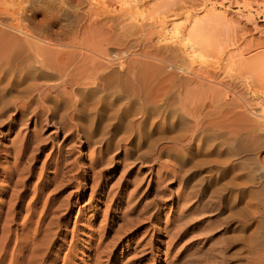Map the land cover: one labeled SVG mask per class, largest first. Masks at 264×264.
I'll return each instance as SVG.
<instances>
[{"label": "rangeland", "instance_id": "obj_1", "mask_svg": "<svg viewBox=\"0 0 264 264\" xmlns=\"http://www.w3.org/2000/svg\"><path fill=\"white\" fill-rule=\"evenodd\" d=\"M201 1L141 0L139 9L125 15L126 5L111 0L103 19L85 31L88 21L81 15L86 3L80 8L71 0H24L19 17L22 25L35 31L32 41L46 45L51 40L55 48L73 51L74 62L84 55L87 64L97 55L101 63L112 61L99 68L98 81L81 78L86 62L79 65V59L77 68L48 69L43 76L53 84L71 69L72 77L82 81L74 86L76 91L53 92L51 100L43 102L46 109L35 108L32 102L24 114L12 104L0 115V230L5 227L8 237L3 264L13 260L12 264H264V64L255 62L257 57L264 59V35L250 28L252 23L264 24V0H205L204 7ZM163 11L180 14L172 21L169 17L159 21ZM146 23L156 27L146 29ZM190 24L194 25L190 28ZM137 25L145 26L144 32L135 31ZM187 28L193 30L188 49L182 50L177 67L169 70L180 79L189 78L188 62L194 68L214 63L209 50L226 45L233 35L229 52L240 54L242 46L241 57L250 66L243 69L241 63L242 70L238 54L227 63L228 57H219L217 71L211 72L215 83H221L216 84L221 91L218 97L228 96L215 108L209 106L208 96L217 88L209 90L193 79L181 87L177 81L170 90L166 123L143 130L141 116L129 122L132 116L124 110L128 106L147 110L139 97L150 90L135 84L126 66L143 63L155 50L160 31L169 34L172 49L184 40ZM24 55L17 61L20 68L38 66L40 58ZM116 70L120 77H115ZM25 81L12 82L7 94L25 98L29 88L23 91V85L30 87V76ZM81 99L88 106L84 112L79 111ZM113 108H118L117 115ZM164 144L169 149L163 157L159 149ZM92 158L100 159L91 166ZM187 170L189 178L196 175V179L176 177V172ZM203 191L220 197L202 200ZM170 241L174 243L167 248Z\"/></svg>", "mask_w": 264, "mask_h": 264}, {"label": "bare ground", "instance_id": "obj_2", "mask_svg": "<svg viewBox=\"0 0 264 264\" xmlns=\"http://www.w3.org/2000/svg\"><path fill=\"white\" fill-rule=\"evenodd\" d=\"M71 1H74V2H77V4L79 5V7L80 8H82L85 4L84 3H86V5L88 6L87 8H86V10H84L83 12H84V15H81L82 16V19L81 20H83V21H88L86 24H84L87 28H86V30L85 31H87V29L90 27V25H91V27H92V25H95L96 24V22H97V20H99L100 19V17H102V19H103V13L105 12V10H106V5L108 4H111V0H71ZM110 1V2H109ZM118 2L119 3V5H121V6H123V5H126V7H125V11H124V13H125V15H129V14H131V13H133V10H137V9H139L140 7V1L141 0H112V2ZM187 1V0H186ZM194 1V0H193ZM230 1V0H229ZM23 2H24V0H0V93H1V95H0V115H3L4 113H5V111H6V109L8 108V106H10V105H12V104H14V106H16L15 108H19L22 112L21 113H24V112H26L27 111V109H29V106H30V104L33 102V104L35 105V108H40V109H43V108H45V107H43L44 106V104H43V102H45V101H48L49 99H50V95L53 93V92H55V91H57V90H61V91H63V92H65V91H72L73 89H74V86H76V84H79V83H81V78L83 79V80H87V82H88V80L89 79H94V80H96V74H97V71H99V68L101 67V66H103V63L105 62H108V61H110V59L108 60V59H106V61H102V63H101V61L98 59L99 58V56L97 55V58H93V59H91V60H88L89 61V63L87 64V57L84 55V56H81V58L79 57V58H77V59H79L80 60V62H78V64L79 65H82V64H80L82 61L83 62H86L85 64H83V66H81L83 69H85V71H83L81 68V72H80V74L83 76H81V78L80 79H78V77L76 78L75 77V75H74V77H72V72H70V71H68V72H64V71H62V72H64V74L63 75H61L62 77L60 78V80H58V82L60 81V83L59 84H53V83H56V82H53L52 80L51 81H49L47 78H49V77H44L43 75H44V73L45 72H47L48 71V69H55V68H58V67H60V66H62V67H65V71L66 70H69V68L71 67V66H74L75 65V62H76V60H75V62H74V59H75V57H73L74 55H75V53H73V51L72 52H69V51H63L64 50V48H63V50L62 49H57V48H55L54 47V43H52L51 42V40L49 41H47V43H46V45H42V44H39L38 42H34V41H32L31 39H33V37H34V35H35V31H33L32 29H30V28H28V27H26V26H24V25H22V22H21V18L19 17L20 15H21V5L23 4ZM143 2H145V0H143ZM183 2V1H182ZM202 2V1H201ZM203 2H205V0L203 1ZM202 2V6H203V4L205 5V3H203ZM236 2V1H235ZM189 3V2H188ZM197 3H199V2H197ZM164 4V3H163ZM162 3H161V5H163ZM193 4V3H192ZM201 4V3H200ZM199 4V5H200ZM78 5L76 6V7H78ZM129 6V7H128ZM149 7V6H148ZM179 7V6H178ZM191 7V6H190ZM204 7V6H203ZM84 8V7H83ZM123 8V7H122ZM77 9V8H76ZM80 10V9H79ZM83 10V9H82ZM132 10V11H131ZM168 10V9H167ZM181 10V9H180ZM78 11V10H77ZM81 11V10H80ZM134 11V12H135ZM161 11V10H160ZM175 11V10H174ZM51 12V11H50ZM49 12V13H50ZM165 12H166V14H165ZM53 13V12H52ZM51 13V14H52ZM119 13H120V10H119ZM212 13V12H211ZM180 14V13H179ZM179 14L178 13H172V14H170V15H168L167 14V11H163V12H160L159 13V15H158V19H160L159 21H165L166 20V18H168L169 17V21H172L174 18H177V16H179ZM213 14V13H212ZM211 14V15H212ZM56 15V14H55ZM58 15V14H57ZM124 15V16H125ZM177 15V16H176ZM209 15V14H208ZM231 15V14H230ZM52 16V15H51ZM78 16V15H77ZM176 16V17H175ZM221 16V15H220ZM53 18H54V16H52ZM231 17V16H230ZM229 17V18H230ZM51 18V17H50ZM204 18V17H203ZM203 18H201V19H203ZM205 18H206V16H205ZM204 18V19H205ZM213 18V17H212ZM23 19V18H22ZM118 19V18H117ZM24 20V19H23ZM55 19H53V21H54ZM198 20V19H197ZM230 20V19H229ZM246 20V19H245ZM52 21V20H51ZM104 21V20H103ZM103 21H101V22H103ZM117 21V20H116ZM196 21V20H195ZM199 21V20H198ZM211 21V20H210ZM79 22V21H78ZM166 22V21H165ZM200 22V21H199ZM152 23V22H151ZM155 23V22H154ZM161 23V22H160ZM247 23V22H246ZM79 24V23H78ZM135 24H138V23H135ZM134 24V27L136 26ZM143 24V23H142ZM147 24V23H146ZM157 24H158V22H157ZM156 24V25H157ZM195 24V23H194ZM194 24H190L191 26H190V28L194 25ZM248 24V23H247ZM38 25V24H37ZM161 25H163V24H161ZM169 25V24H168ZM173 25V24H172ZM35 26V25H34ZM33 26V27H34ZM40 26V25H39ZM85 26H84V28H85ZM153 26H154V24H153ZM153 26H148V24H147V27L148 28H146V29H151ZM235 26V25H234ZM251 26L252 27H250V28H252V29H260V30H262V32H260L261 34H263L264 35V24L262 23V24H256V23H252L251 24ZM144 27L145 26H138L137 25V30H135V31H139V33H140V31L141 32H144V31H142L143 29H144ZM154 27H156V26H154ZM36 28H38V26L36 27ZM35 28V29H36ZM41 28H42V26H41ZM190 28H187V29H185V38H184V40H182L180 43H178V44H176L172 49L171 48H169V43H170V39H171V37L169 36V34L166 32V30H163V29H161V30H163V31H160L159 32V34H158V37H157V39H156V41L153 43V46L155 47V50H152L151 52H149V54H147V51L145 52L146 54H147V56H146V58L144 59V61H143V63L141 62H136L134 65H133V63H132V61L130 62L133 66H131V67H129V66H126V71L129 73V75H131L130 77H132V81L133 82H135V84H137V85H139L140 86V88L143 90V91H147V92H149V90H150V94L148 95V93L146 94V95H144L142 98H141V96L139 97V100H140V102H141V104H142V106L144 107V109H145V107L147 108V110L145 109V110H139V111H137V110H133V109H130V107L128 106V108H125L126 109V111L124 110V112L127 114H129L130 116H132V117H129V118H131V119H129V122H132L133 121V117H135L137 114H139L140 116H141V121H140V123H139V125L141 124V125H143V124H145V126L143 127V128H141V129H143V130H146L145 128H147V129H149V130H151L153 127H155V126H160V124L161 125H164L165 123H166V117H167V113H168V108L171 106V103H170V98H169V96L171 95L170 94V90L172 89V88H174V87H176V82L177 81H179V83H178V85H180L181 87H184V85L186 86L187 84H189V83H191V82H193V80H195L194 81V83L196 82V83H198L199 85H205L206 86V88L208 87V88H210L209 90H211L212 88H214V89H216L217 88V90L216 91H214L213 90V92H211L212 94L211 95H209L208 97H209V99H208V103H209V106L211 107H213V105L214 104H216L217 102H221V101H223L224 99H226V97L228 96L227 94V96L225 97V95L224 94H222V95H224V99L222 100L220 97H218L219 95H220V93H221V91L220 90H218V87H220L219 85H217L216 86V84L217 83H219V84H221L220 82H218L217 81V83H215L216 81H215V79L217 80V78H215V76L212 74V72L211 71H215L216 69L215 68H218V59H219V57L220 56H222L223 58L224 57H228L227 59L225 58V61L226 60H229L230 61V59H231V55L233 54H231V52H229V50H228V48L227 47H230L229 45H231V44H233L234 43V41H233V39H234V35L232 36V37H230V41H229V43L227 42V44L226 45H223V44H221V46H220V44L218 45V44H216V49H214V50H212V49H210L209 50V52H210V56L211 57H213L214 58V60L216 61L217 60V62H215L214 61V63H211L210 64V62L208 61V64H206V65H203L202 63H200V65L198 64V67L197 68H194V66H192V63L191 62H188L189 64H191V65H189V66H187V61L185 62L186 63V67H187V72H188V74H187V77H189V78H187V79H180L178 76V74L177 73H175V74H177V76L176 75H174L171 71H169L170 69L172 70L174 67H177V66H175V64H177V63H180V61L178 60V62H176V60L179 58V55H182V50L183 49H188V46H189V44H190V38L193 36V34H192V31L193 30H191ZM39 29V28H38ZM78 29V28H77ZM80 29H82L83 30V27L82 28H80ZM91 29H94L93 27L91 28ZM96 29V28H95ZM130 29V28H129ZM136 29V28H135ZM252 29H250V30H252ZM37 30V29H36ZM97 30V29H96ZM61 31H62V29H61ZM79 31V30H78ZM89 31V30H88ZM95 31V30H94ZM235 31V30H234ZM255 31V30H254ZM75 32V33H74ZM73 33L74 34H77L78 32L75 30ZM80 32H81V30H80ZM91 32V31H90ZM236 32V31H235ZM57 33V32H56ZM64 33V32H63ZM66 33V32H65ZM72 33V32H71ZM82 34L84 33V30H83V32H81ZM100 33V32H99ZM131 33V32H130ZM137 32H135V34H136ZM81 34V35H82ZM91 34V33H90ZM132 34H134V32L132 33ZM230 34V33H229ZM233 34V33H232ZM260 34V36H259V33H258V37L259 38H261V35ZM69 35V33L67 34V36ZM72 35V34H71ZM78 35V34H77ZM150 35H151V33H150ZM53 36V35H52ZM56 36V35H55ZM54 36V37H55ZM60 36V35H59ZM66 36V35H65ZM83 36V35H82ZM143 36V35H142ZM237 36V35H236ZM49 37V36H48ZM71 37V36H70ZM69 37V38H70ZM76 37V36H75ZM83 37H85V36H83ZM150 37H152V36H150ZM149 37V38H150ZM264 37V36H263ZM53 38V37H52ZM51 38V39H52ZM56 38V37H55ZM72 38V37H71ZM79 38V37H78ZM57 39V38H56ZM74 39V38H73ZM220 39V38H219ZM218 39V40H219ZM257 39V38H256ZM264 39V38H263ZM47 40V39H46ZM81 41L83 40L82 38L80 39ZM89 40V39H88ZM193 39H191V41H192ZM205 40V39H204ZM217 40V39H216ZM262 40V39H261ZM260 40V41H261ZM59 41V40H58ZM64 41V40H63ZM80 41V42H81ZM84 41H85V39H84ZM151 41V40H150ZM225 41V40H224ZM226 41H227V39H226ZM235 41H236V37H235ZM239 41V40H238ZM250 41V40H249ZM77 42V41H76ZM89 43H90V41H88ZM87 42V43H88ZM217 42V41H216ZM259 42V41H258ZM56 43V42H55ZM85 43V42H84ZM248 43H250V42H248ZM261 43H264V42H262L261 41ZM260 43V44H261ZM74 44V43H73ZM99 44V43H98ZM102 44V43H101ZM151 44V43H150ZM171 44V43H170ZM213 44V43H212ZM246 44H247V42H246ZM67 45V44H66ZM80 45H83V44H80ZM92 45V44H91ZM199 45V44H198ZM218 45V46H217ZM242 45H244V44H242ZM98 46V45H97ZM96 46V47H97ZM152 46V47H153ZM208 46V45H207ZM215 46V45H214ZM240 46V45H239ZM246 46V45H245ZM247 46H248V44H247ZM59 47H60V45H59ZM66 47H68V46H66ZM76 48H77V46H75ZM74 47V48H75ZM79 47V46H78ZM99 47H100V45H99ZM206 47V46H205ZM238 47V46H237ZM237 47H236V49H237ZM244 47V46H243ZM262 47V46H261ZM71 48V47H70ZM202 48V47H201ZM204 48V47H203ZM206 48H208L209 49V46L208 47H206ZM205 48V49H206ZM227 48V49H226ZM240 47H238V49H239ZM241 48H242V46H241ZM241 48L239 49L240 51H239V53L240 54H238V59L237 60H239L238 61V65H239V67H241V69L243 68V67H245V68H243V69H246L247 67H249L250 65L249 64H247L246 66H245V62L247 63V60H245V61H243V59L244 58H242L241 56H243V54H242V51H241ZM255 48V47H254ZM66 49V48H65ZM88 49H89V47H88ZM88 49H84L85 50V52L86 51H88ZM96 49V48H95ZM191 49V48H190ZM189 49V50H190ZM205 49H203L204 51H206ZM68 50H70V49H68ZM75 50V49H74ZM97 50H99V48L98 49H96L95 51H97ZM192 50V49H191ZM198 50H200L199 49V47H198ZM243 50V49H242ZM92 51V50H91ZM91 51H89V52H91ZM238 51V50H237ZM244 51V50H243ZM261 51V50H260ZM264 51V50H263ZM85 52H84V54H85ZM188 52V51H187ZM200 52H202V50H200ZM32 54V55H34V56H36L35 58H37V59H39L37 62H38V66L37 67H34V68H30V69H33V70H29V69H27L28 71H25V69L23 68V66L20 68V66H19V63L17 62L18 61V59H19V57H21L22 55H24V54ZM87 53V52H86ZM144 53V56L146 55ZM189 53H190V51H189ZM189 53H188V55H189ZM193 53H194V51H193ZM206 53V52H205ZM257 53V52H256ZM94 54H96V53H94ZM101 54V53H100ZM191 54V53H190ZM237 54H235V52H234V54H233V58L237 55ZM258 54V53H257ZM77 55V54H76ZM90 55V54H89ZM102 55V54H101ZM200 55V54H199ZM204 55V54H203ZM203 55H202V58L201 59H203ZM205 55H207V54H205ZM259 55V54H258ZM262 55H264V54H262ZM261 55V56H262ZM27 56V55H26ZM94 56V55H93ZM96 56V55H95ZM103 57H105L104 56V53H103V55H102ZM108 56V55H107ZM118 56V55H117ZM190 56V55H189ZM189 56H187L188 57V59L190 58ZM24 57H25V55H24ZM89 57V56H88ZM142 57V56H141ZM186 57V56H185ZM194 57H196V56H194ZM230 57V58H229ZM106 58H108V57H106ZM136 58V57H135ZM216 58V59H215ZM261 58V57H260ZM259 58V59H260ZM34 59V58H33ZM187 59V60H188ZM191 59H192V56H191ZM200 59V58H199ZM205 59V61L204 62H206L208 59L205 57L204 58ZM207 59V60H206ZM221 59V58H220ZM234 59H236V58H234ZM241 59V60H240ZM256 59V58H255ZM258 59V57H257V59L255 60V62L258 64V62H259V64L260 63H262V64H264L263 62V57H262V59H260L259 60ZM34 60H36V59H34ZM102 60V59H101ZM114 60V59H113ZM119 60V59H118ZM117 60V61H118ZM135 60V59H134ZM133 60V61H134ZM26 61V60H25ZM112 61V60H111ZM110 61V62H111ZM138 61H139V59H138ZM190 61H193V60H190ZM198 61V60H197ZM196 61V62H197ZM202 61V60H201ZM223 61V60H222ZM232 61V60H231ZM242 61V62H241ZM24 62V61H23ZM109 62V63H110ZM115 62V61H114ZM120 62V61H119ZM127 62H129V61H127ZM118 63V62H117ZM126 63V62H125ZM130 63H128V64H130ZM194 63V62H193ZM226 63H227V61H226ZM241 63H242V65H244L243 67L241 66ZM87 64V65H86ZM107 64V63H106ZM122 64V63H121ZM120 64V65H121ZM77 65V64H76ZM75 65V66H76ZM78 65V66H79ZM86 65V66H85ZM109 65V64H108ZM127 65V64H126ZM171 65V66H170ZM32 66V65H31ZM78 66H76L75 68H77ZM114 66V65H113ZM122 66V65H121ZM168 66H169V69H168ZM180 66H181V64H180ZM28 67V66H27ZM105 67V66H104ZM183 67V66H182ZM181 67V68H182ZM201 67H203V70L201 69ZM75 68L73 67V69L75 70ZM62 68H59V74L61 73V70ZM122 69V68H121ZM124 69V68H123ZM144 69V70H143ZM151 69V70H150ZM215 69V70H214ZM242 69V70H243ZM77 70H79V69H77ZM119 70V69H118ZM174 70H177V68H175ZM180 69H178L177 70V72L179 71ZM50 71V70H49ZM57 71H58V69H57ZM73 71V70H72ZM108 71H109V69H108ZM112 71V70H111ZM185 71V70H184ZM185 71V72H186ZM217 71V70H216ZM225 71V70H224ZM83 72H85L84 73V75L82 74ZM113 72V71H112ZM111 72V73H112ZM117 72V74L115 75V77L117 76H119L120 77V75H118V71L116 70L115 71V73ZM121 72V71H120ZM119 72V73H120ZM105 73V72H104ZM107 73V72H106ZM105 73V74H106ZM126 74V73H125ZM186 74V73H185ZM225 74V73H224ZM57 75V74H56ZM28 76H30V81L31 82H29V84H31L30 85V87H29V85H27L26 84V86H25V84L23 85L24 86V89H23V91L25 90V87H28L29 89H27L28 90V94L26 93V91H25V93L27 94V95H25L24 97L26 98V100H24L25 98H23L22 100H21V98H22V95H21V98H20V96L19 95H16V96H19V97H15L14 95L16 94H14V95H8L9 94V92H8V90H9V88H10V86H11V84H12V82H14V81H16L17 83H20V82H23V81H25L26 80V78H28ZM48 76V75H47ZM99 76V75H98ZM100 76H101V74H100ZM99 76V77H100ZM110 77H112L113 75H109ZM105 77L106 76H104V75H102L101 76V80L103 81V80H105ZM108 77V76H107ZM114 77V78H115ZM127 77H128V79H129V76L127 75ZM221 77V76H220ZM109 78V77H108ZM110 79V78H109ZM108 79V80H109ZM116 79V78H115ZM193 79V80H192ZM222 79V78H221ZM99 79H97L96 81H98ZM100 80V81H101ZM117 80V79H116ZM130 80V79H129ZM130 80V81H131ZM183 80V81H182ZM29 81V80H28ZM49 81V82H48ZM55 81H57V80H55ZM95 81V82H96ZM16 82H14L13 84L14 85H17L16 84ZM87 82H85V83H87ZM106 82V81H105ZM115 82V81H114ZM189 82V83H188ZM223 82V81H222ZM24 83V82H23ZM25 83H26V81H25ZM84 83V82H83ZM89 83H94L93 81H91V82H89ZM88 83V84H89ZM99 83V82H98ZM128 83V82H127ZM235 83V82H234ZM102 83L100 82V85H101ZM224 84H226V83H224ZM13 85V86H14ZM20 85V84H19ZM18 85V86H19ZM84 85H86V84H84ZM95 85H98V84H95L94 83V86ZM105 85H107V83L105 84ZM129 85V84H128ZM127 85V86H128ZM131 85V84H130ZM136 85V86H137ZM227 85V84H226ZM231 85V84H230ZM88 86V85H87ZM126 86V87H127ZM133 86V85H132ZM135 86V90H137V87ZM179 86V87H180ZM192 86V85H191ZM221 86H223V85H221ZM229 86V85H228ZM15 87V86H14ZM17 87V86H16ZM15 87V88H16ZM85 87V86H84ZM98 87H99V85H98ZM102 87V86H101ZM103 87H106V86H103ZM102 87V88H103ZM124 87V86H123ZM203 87V86H202ZM19 88V87H18ZM129 88H131V87H129ZM196 88V87H195ZM194 88V89H195ZM197 88H199L198 86H197ZM207 88V89H208ZM68 89V90H67ZM85 89V88H84ZM132 89V88H131ZM133 89H134V86H133ZM181 89V88H180ZM184 89V88H183ZM201 89V87L199 88V90ZM229 89V88H228ZM10 90H11V88H10ZM75 90V89H74ZM94 90V89H93ZM177 90H179V89H177ZM182 90V89H181ZM198 90V92H199V94H200V91ZM205 90V89H204ZM233 90V89H232ZM18 91V90H17ZM76 91V90H75ZM117 91V90H116ZM131 91H133V90H131ZM138 91V90H137ZM183 91V90H182ZM226 91V90H225ZM87 92H88V90H87ZM141 92V91H140ZM174 92H176V91H174ZM184 92V91H183ZM205 92H208V91H205ZM210 92V91H209ZM8 93V94H7ZM179 93V92H178ZM192 93V92H191ZM195 93V92H194ZM62 94V93H61ZM69 94V93H68ZM78 94V93H77ZM141 94H142V92H141ZM170 94V95H169ZM176 94V96H178L177 95V93H175ZM7 95L8 96H10V98L9 97H7ZM57 95V94H56ZM134 95H135V93H134ZM137 95V94H136ZM148 95V96H147ZM173 95V94H172ZM221 95V96H222ZM230 95V94H229ZM12 96H14V97H12ZM36 96V97H35ZM65 96V95H64ZM137 96H139V95H137ZM136 96V97H137ZM194 96V95H193ZM196 96V95H195ZM7 97V98H6ZM53 97V96H52ZM132 97H133V95H132ZM179 97V96H178ZM178 97H177V99H178ZM205 97H206V95H205ZM223 97V96H222ZM35 98V99H34ZM60 98V97H59ZM62 98V97H61ZM85 98V97H84ZM189 98V97H188ZM72 99V98H71ZM78 99V98H77ZM190 99V98H189ZM194 99H195V97H194ZM51 100V99H50ZM119 100V99H118ZM20 101H22V102H20ZM79 101V100H78ZM78 101H77V103H78ZM98 101V100H97ZM104 101H105V99H104ZM104 101H102V102H104ZM178 101V100H177ZM191 101V100H190ZM198 101V100H197ZM72 102V101H71ZM90 102V101H89ZM88 102V103H89ZM93 102V101H92ZM99 102V101H98ZM101 102V103H102ZM194 102V101H193ZM206 102V101H205ZM227 102V101H226ZM46 103H48V102H46ZM137 103V102H136ZM223 103V102H222ZM72 104V103H71ZM109 104V103H108ZM193 104H195V103H193ZM228 104V103H227ZM81 106H79V107H81L80 108V112H84V108H86V107H88L87 106V103H86V100L85 99H81V104H80ZM96 105V104H95ZM121 105V104H120ZM13 106V105H12ZM112 106V105H111ZM134 106V105H133ZM151 106V107H150ZM207 106V105H206ZM219 106V105H218ZM76 107V106H75ZM90 107V106H89ZM106 107H108V106H105L104 108V111L105 112H107V108ZM126 107V106H125ZM135 107V106H134ZM140 107V105H139V103H138V106H137V108H139ZM149 107V108H148ZM211 107V108H212ZM216 106L214 105V107L213 108H215ZM34 108V109H35ZM77 108V107H76ZM92 108V107H91ZM151 108H152V111H151ZM220 108H221V106H220ZM39 109V110H40ZM46 109V108H45ZM140 109V108H139ZM219 109V108H218ZM86 110V109H85ZM111 111H112V109H110ZM117 110V111H116ZM116 110H114V108H113V111H115L116 112V115H117V113H118V108L116 109ZM78 111V110H77ZM136 111V112H135ZM7 112V111H6ZM40 112V111H39ZM41 112H43V111H41ZM110 112V111H109ZM131 112H133V113H131ZM153 112V113H152ZM32 113V112H31ZM45 113V112H44ZM88 113V112H87ZM102 113H103V111H102ZM150 113H152L153 114V116H152V114H150ZM192 113V112H191ZM224 113V112H223ZM25 114V113H24ZM40 114V113H39ZM42 114V113H41ZM197 114V113H196ZM212 114V113H211ZM101 115V114H100ZM110 115L112 116V113H110ZM113 115H114V112H113ZM115 115V116H116ZM122 115H124V113L122 114ZM71 116V115H70ZM127 116V115H126ZM172 116V115H171ZM199 116V115H198ZM225 116H227V115H225ZM36 117H37V115H36ZM113 117V116H112ZM111 117V118H112ZM245 117V116H244ZM135 118H137V117H135ZM260 118V117H259ZM72 119V118H71ZM74 119V118H73ZM72 119V120H73ZM77 119V118H76ZM112 119H114V118H112ZM125 119V118H124ZM213 120V119H212ZM37 121V119L35 120V122ZM126 121V120H125ZM248 123V122H247ZM129 124V123H128ZM136 124V123H135ZM140 125V126H141ZM140 126H138V129H139V127ZM197 127V126H196ZM158 128H160V127H158ZM132 130V129H131ZM138 131H140V130H138ZM105 133V132H104ZM131 133V132H130ZM165 135V134H164ZM161 136V135H160ZM102 137H104V136H102ZM179 137V136H178ZM160 138V137H159ZM157 139V138H156ZM102 140V139H101ZM100 140V141H101ZM161 140V139H160ZM163 140V139H162ZM21 143V142H20ZM20 146V149L22 148V146H23V143H21V144H19ZM168 144H164V145H162V147L159 149V154H162L163 155V157L164 156H166V154L168 155V153H167V151H168V149H169V147L167 146ZM25 147V146H24ZM23 147V148H24ZM20 149H18V150H20ZM17 151V150H16ZM24 151V150H23ZM19 152V151H18ZM17 152V153H18ZM19 154V153H18ZM100 158H92V159H90V162L92 161V163H90V165L92 166L93 164H94V162H98V160H99ZM176 174V177H178V178H180V179H190V178H193V179H196V175H191V177L189 178V176H190V174H189V171L187 170V171H181V172H176L175 173ZM210 176V175H209ZM198 180V179H197ZM199 181V180H198ZM188 182H189V180H188ZM187 182V183H188ZM193 182V181H192ZM191 182V183H192ZM190 186V185H189ZM215 186V185H214ZM136 190V189H135ZM230 190V189H229ZM207 193V192H206ZM220 194V193H219ZM219 194L218 193H209V194H205L204 193V191H203V194L201 195V199L203 200L204 198H206V199H211V198H218V197H220L219 196ZM244 195V210L247 208V204H248V201H247V199H246V195H247V193H245V190H244V193H243ZM245 211H247V209L245 210ZM248 212V211H247ZM247 214V213H246ZM5 230H6V228L5 227H3L2 228V230H0V264H3V261H4V259H5V255H6V248H7V240H8V237H7V235H4V233H5ZM2 232V233H1ZM171 240H172V238H171ZM173 241H170V242H168V244H166V246H167V248L169 247V246H171ZM247 242V241H246ZM174 243V242H173ZM165 246V247H166ZM166 248V249H167ZM8 254V253H7ZM11 256H14L13 254H11ZM11 259H12V257H11ZM9 262H11V261H9ZM13 262H14V260H13ZM12 262V263H13ZM222 262V261H221ZM11 263V264H12ZM171 264H172V262H170Z\"/></svg>", "mask_w": 264, "mask_h": 264}]
</instances>
